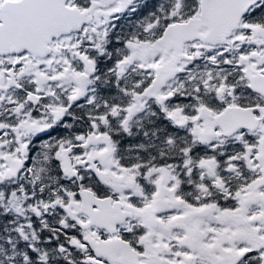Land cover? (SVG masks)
Returning <instances> with one entry per match:
<instances>
[{
	"label": "snow or ice",
	"instance_id": "1",
	"mask_svg": "<svg viewBox=\"0 0 264 264\" xmlns=\"http://www.w3.org/2000/svg\"><path fill=\"white\" fill-rule=\"evenodd\" d=\"M0 264H264V0H0Z\"/></svg>",
	"mask_w": 264,
	"mask_h": 264
}]
</instances>
